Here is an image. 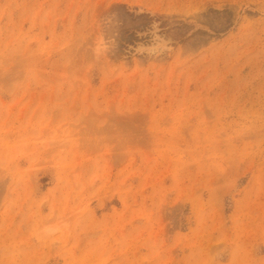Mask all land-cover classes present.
I'll list each match as a JSON object with an SVG mask.
<instances>
[{
    "label": "rangeland",
    "instance_id": "1",
    "mask_svg": "<svg viewBox=\"0 0 264 264\" xmlns=\"http://www.w3.org/2000/svg\"><path fill=\"white\" fill-rule=\"evenodd\" d=\"M0 264H264V0H0Z\"/></svg>",
    "mask_w": 264,
    "mask_h": 264
}]
</instances>
